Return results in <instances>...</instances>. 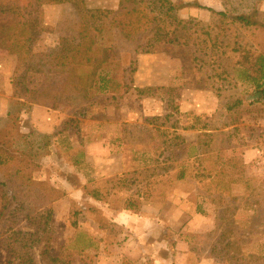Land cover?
I'll list each match as a JSON object with an SVG mask.
<instances>
[{
    "label": "rangeland",
    "instance_id": "rangeland-1",
    "mask_svg": "<svg viewBox=\"0 0 264 264\" xmlns=\"http://www.w3.org/2000/svg\"><path fill=\"white\" fill-rule=\"evenodd\" d=\"M144 1L152 29L136 42L103 34L100 52L81 50L70 73L56 57L87 44L85 11L118 12L124 0H0L5 18L29 6L21 16L34 33L21 61L0 49V119L22 111L24 153L39 166L15 201L0 177V264H179L180 238L187 264H264V95L252 80L264 61V0H170L168 15ZM103 53L108 89L75 90L69 77L86 82L87 60ZM201 211L215 218L206 232ZM173 218L191 226L169 233Z\"/></svg>",
    "mask_w": 264,
    "mask_h": 264
},
{
    "label": "trees",
    "instance_id": "trees-1",
    "mask_svg": "<svg viewBox=\"0 0 264 264\" xmlns=\"http://www.w3.org/2000/svg\"><path fill=\"white\" fill-rule=\"evenodd\" d=\"M152 1L154 0H151V2ZM125 2H128L129 4L126 7L124 6ZM155 2L158 5H161V8L168 7L164 13L165 15H168L170 12L176 10V6L170 0H155ZM144 3V0H124V2L120 4L118 12L104 10L85 11L86 16L92 19L94 18L93 22H90L88 18L81 17L80 22H78V26L80 28L79 35L82 38H86L87 44L84 45V47L82 46V41L77 42L75 45H72V43L67 44V46L64 47L65 50L63 52V56L58 54L56 57L57 66L60 65L59 67L67 69L70 73H74L73 66L76 62H78L75 59L76 56L79 55L81 50L86 54L90 52L92 54H97V52H100L101 48L97 46V39L108 32L118 31L120 35L126 36L128 40L136 42L137 39H135V36L147 33L153 28V24L158 21L157 18L151 19L148 12L145 16V9L143 8ZM196 7L208 10L221 17H227L225 13H218L212 9H206L198 4ZM25 8H29V6L21 7L18 4L12 5L10 7V11L8 12V18H5V14L0 11V49L5 50L9 55L17 56L19 61H21L22 54L27 55V49H30L31 47L30 42L32 41L34 34L32 31V23L25 20L24 17L21 16L22 10H25ZM11 10L14 12L13 18V12H11ZM140 15H142V18L139 17ZM81 16L83 15L81 14ZM236 19L243 24H251L244 16H239ZM168 41L174 42L172 39H169ZM69 49H71L72 55L66 54ZM74 52L76 53L73 54ZM109 62L110 59L106 56V53H103V55H101L99 59L94 60L93 63H91L90 59H88L87 63L88 65L91 64L90 68L92 71L90 72V77L86 79V82L85 80L82 81L81 77H75L74 75L73 78L69 77L68 81H70L73 86H75L74 89L78 91L80 90L78 89L80 84L87 88L88 82L90 87L93 86V84L94 86L99 85V91H106L108 89L107 85L110 83L111 79H109V77H102V75L98 74V72ZM62 72H65V70ZM256 73L257 76L252 77V80L256 85V88L261 90L264 95L263 60L261 61L259 69ZM21 84L22 82L16 83V92H19V90L21 91V88H19ZM24 93L27 95L32 92L24 91ZM30 104L40 105L37 101H31ZM21 113L22 111L20 110L11 111L6 120L0 119V177L7 180L6 182H3L2 185L11 190L14 201L18 198V195L22 193L23 187H25L23 183L19 182V180H26L25 183L33 184V182H35V169L39 168L38 164L34 163L33 156L31 154L24 153L28 150V146H32L30 138L32 135L26 136L17 130L16 125L18 124ZM16 131H18V133ZM42 137L43 139H46V137ZM39 146L42 150L47 148L46 145L43 146L39 144ZM183 178L184 175L181 174V179ZM41 193L43 199L44 192L41 190ZM46 197L51 201V203L60 198V196L55 197L52 193H48ZM36 198L38 199L39 197ZM131 206L133 205H128V208L131 209Z\"/></svg>",
    "mask_w": 264,
    "mask_h": 264
},
{
    "label": "crops",
    "instance_id": "crops-1",
    "mask_svg": "<svg viewBox=\"0 0 264 264\" xmlns=\"http://www.w3.org/2000/svg\"><path fill=\"white\" fill-rule=\"evenodd\" d=\"M256 156H257L256 151H254V150L251 153L249 152V155L247 153V156H244L245 164H249L250 162H253L256 159ZM237 198L240 199L242 197L237 196ZM241 200H243V199H240V201ZM200 213H201L200 215L195 216L197 221L200 222L199 230L202 232H206V231H208L214 227L215 218H214V216H207V213H205V211H201ZM178 215H181V217H182L183 213L180 212V213H178ZM189 225L190 224H188V225L180 224L179 219L173 218L172 221H168V223L166 224V228H167L166 230L169 233L171 231L176 232V233L185 232L186 230H188ZM144 236H145L144 238H146V239H151V232L145 233ZM165 241H167V239ZM177 243H178L177 249L179 251L178 257H179V260H181L179 264H187V259H186L185 263H184V259L187 258V256L189 257V255H188L189 254V243L186 241L185 238H180ZM165 262H167V260Z\"/></svg>",
    "mask_w": 264,
    "mask_h": 264
},
{
    "label": "built area",
    "instance_id": "built-area-1",
    "mask_svg": "<svg viewBox=\"0 0 264 264\" xmlns=\"http://www.w3.org/2000/svg\"><path fill=\"white\" fill-rule=\"evenodd\" d=\"M258 152H259V156H262L263 155V152H261V151H258ZM257 164L259 165L260 164V161H258Z\"/></svg>",
    "mask_w": 264,
    "mask_h": 264
}]
</instances>
